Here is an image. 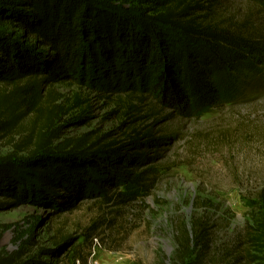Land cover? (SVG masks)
Masks as SVG:
<instances>
[{
	"label": "trees",
	"instance_id": "trees-1",
	"mask_svg": "<svg viewBox=\"0 0 264 264\" xmlns=\"http://www.w3.org/2000/svg\"><path fill=\"white\" fill-rule=\"evenodd\" d=\"M126 1L0 0V86H12L0 90V133L13 131L31 110L37 120L46 115L36 139L28 136L0 157V197L11 205L51 204L59 212L92 199L102 207L130 205L158 187L163 146L178 137L156 127V119L133 129L127 141L92 142L84 135L57 144L60 115L42 107L61 106L47 104L51 91L44 88L99 85L125 92L120 100L131 110L133 101L152 95L154 106L190 114L217 102V79L240 71V62L256 69L264 62L263 18L252 7L242 17H221L219 0H145V10L125 7ZM154 111L149 116L157 118ZM249 207L243 232L222 257L212 219L183 223L173 264H264V189ZM0 264L52 263L0 255Z\"/></svg>",
	"mask_w": 264,
	"mask_h": 264
},
{
	"label": "rangeland",
	"instance_id": "rangeland-1",
	"mask_svg": "<svg viewBox=\"0 0 264 264\" xmlns=\"http://www.w3.org/2000/svg\"><path fill=\"white\" fill-rule=\"evenodd\" d=\"M144 1L127 0L125 7L149 9ZM218 3L221 17H242L252 7L264 23V0ZM239 69L217 79L216 103L190 114L154 106L152 95L133 101L137 108L131 110L120 100L125 92L99 85L58 82L44 88L51 91L46 103L61 106L42 107L60 115L53 128L57 144L84 135L92 142L100 137L127 141L133 129H144L156 119V127H170L178 137L171 146H163L158 187L130 205L102 207L92 199L59 212L51 204L14 206L0 197V255L14 256L20 263L40 259L52 264H173L178 227L206 216L217 224L213 237L222 257L248 222L249 200L264 189V62L258 69L240 62ZM2 89L12 86L1 85ZM153 111L157 118L149 116ZM45 116L37 120L31 110L13 131L0 133V157L15 152L26 137L36 139ZM47 250L58 254L50 256Z\"/></svg>",
	"mask_w": 264,
	"mask_h": 264
}]
</instances>
